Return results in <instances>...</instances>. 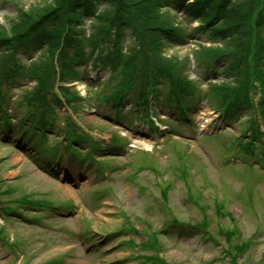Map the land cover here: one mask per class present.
Returning a JSON list of instances; mask_svg holds the SVG:
<instances>
[{
	"label": "rangeland",
	"instance_id": "rangeland-1",
	"mask_svg": "<svg viewBox=\"0 0 264 264\" xmlns=\"http://www.w3.org/2000/svg\"><path fill=\"white\" fill-rule=\"evenodd\" d=\"M49 1L0 0V30L8 32L17 22L18 12ZM169 12L174 21L181 23L185 33L190 32V36L181 41L172 40L164 52L177 61L188 60L183 73L195 81L204 94L212 79L204 77L203 69L194 60L193 50L199 46H216L195 31L196 21L189 23L179 14L176 19L175 14ZM124 44L133 45L129 37L124 39ZM16 56L20 65L29 62V57H34L33 61L39 57L33 49L25 56L23 52H17ZM76 72L74 90L84 101L76 104L75 109L55 106L61 115L56 119L57 126L65 123L67 114L90 138L100 140L101 146H108L111 136H118L122 145L125 140L136 136L140 137L137 141L143 143H138L125 158L118 157L126 155L124 146L120 151H96L94 155L99 163L89 159L82 166L87 150L84 143L81 145L82 155L70 151L73 158L58 157L59 161L50 167L47 162L53 163L57 154L65 156L68 152L54 143L52 136L45 144L39 134L33 135L31 144L35 155L32 158L28 155L30 148L18 145L17 128L0 129V200L3 206L15 207L21 213L8 219L0 217V264H158L147 260L155 255L154 250L137 248L151 239L144 233L148 230L150 234L157 233L158 257L167 264H229L226 241L218 231L234 226L233 242L248 243L238 264L263 263L264 116L244 109L238 113L240 119L225 123L215 111L216 100H209L208 96L192 102L188 121L178 120L173 108L157 104L153 113H149V117L155 120L156 129L161 124L166 135L172 134L171 128L180 135H170L169 139L163 135L160 140L151 141L154 137L150 138L149 128L135 112L124 106L120 116L113 117L105 104L97 103L101 95L99 90L104 86L99 80L108 76L107 71L94 72L89 65H81ZM56 81L54 92H57ZM59 85L62 84L59 82ZM34 87L35 83L27 78L14 80L8 91L11 118L23 115L22 110L14 112L12 107ZM251 118L262 131L254 149L256 162L253 168L239 161L223 164L226 158L239 154L229 146L240 136L248 139L246 129ZM220 125L223 127L218 129ZM202 133H216L217 136L204 137ZM241 159L245 162L244 158ZM43 160L46 161L44 168L39 166ZM119 163L125 169L120 168L112 174V181H101L95 175L96 165L103 171L118 167ZM141 167L148 172L139 174L137 169L140 168L141 172ZM65 168H68L64 171L68 177L59 178ZM69 171L74 172L75 178ZM24 196L36 205H20L18 201ZM189 196L197 201L198 206L188 199ZM219 204L223 206L225 217L218 216ZM174 218L178 220L173 221ZM202 222L207 225L206 232L198 228ZM184 223L190 225L186 227ZM163 224L183 228L174 232L165 229ZM134 227L136 233L126 232L133 231ZM128 240H133L134 245Z\"/></svg>",
	"mask_w": 264,
	"mask_h": 264
},
{
	"label": "trees",
	"instance_id": "trees-1",
	"mask_svg": "<svg viewBox=\"0 0 264 264\" xmlns=\"http://www.w3.org/2000/svg\"><path fill=\"white\" fill-rule=\"evenodd\" d=\"M29 8L18 12V20L8 32L0 30V122L4 125L10 118L3 86L10 85L15 76L25 75L35 87L19 102L25 107L20 123L29 121L44 134L54 132L55 106L63 101L75 109L84 101L74 87L58 86L60 96L56 95L54 81H75L76 68L88 63L92 69H111L103 89L106 100L117 104L130 88L140 102L147 103L150 94L157 101L163 97L183 114L197 99L198 90L183 73L188 60L177 61L164 52L168 43L182 40L186 34L169 11L176 19L182 13L189 23L198 20L195 31L216 46L193 50L198 67L214 77H224L206 90L216 100V107L228 114L249 107L250 93L256 87L259 107L264 110V0H51ZM127 34L133 43L129 47L123 44ZM29 47L39 55L38 60L30 57L29 62L18 65L17 52L26 53ZM73 126L64 125L69 137L76 130ZM70 138L82 141L79 134ZM1 210L11 211L0 206ZM217 212L223 216L222 207ZM218 233L225 238L228 263L238 264L247 244L233 242L235 226L219 228ZM151 238L140 245L156 252L147 260L167 264L158 257L156 235Z\"/></svg>",
	"mask_w": 264,
	"mask_h": 264
},
{
	"label": "bare ground",
	"instance_id": "bare-ground-1",
	"mask_svg": "<svg viewBox=\"0 0 264 264\" xmlns=\"http://www.w3.org/2000/svg\"><path fill=\"white\" fill-rule=\"evenodd\" d=\"M136 143H140V142L137 141ZM73 171H74V170H73ZM73 171H69V174H70L71 177H74V178H75V174H74ZM63 174H64V173L61 174V177L63 176Z\"/></svg>",
	"mask_w": 264,
	"mask_h": 264
}]
</instances>
